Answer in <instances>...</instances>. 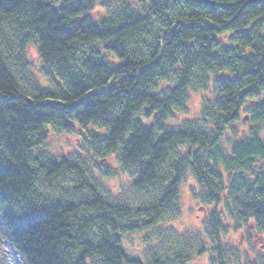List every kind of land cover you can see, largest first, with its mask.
I'll return each instance as SVG.
<instances>
[{
  "label": "trees",
  "instance_id": "obj_1",
  "mask_svg": "<svg viewBox=\"0 0 264 264\" xmlns=\"http://www.w3.org/2000/svg\"><path fill=\"white\" fill-rule=\"evenodd\" d=\"M193 90L214 97L171 126ZM242 108L250 133L224 148ZM262 126L264 0H0V238L25 264H188L197 240L158 230L143 261L122 238L178 218L190 173L222 262L229 226L264 233ZM76 128L87 159L44 149ZM94 167L131 174L143 201L104 195Z\"/></svg>",
  "mask_w": 264,
  "mask_h": 264
},
{
  "label": "rangeland",
  "instance_id": "obj_2",
  "mask_svg": "<svg viewBox=\"0 0 264 264\" xmlns=\"http://www.w3.org/2000/svg\"><path fill=\"white\" fill-rule=\"evenodd\" d=\"M28 56L32 62V71L42 85H46L48 78L41 68L40 56L36 45L29 46ZM207 97L212 99L214 97L213 92L209 93L204 90L191 91L187 112L184 114L177 113L170 121V125L177 126L187 117L198 119L203 112L206 100H208ZM249 115L250 113L246 108H242L240 120L225 130L221 146L229 148L231 141L249 135L253 126ZM92 129L99 131L100 127L96 125ZM260 135L264 140V126L261 127ZM44 149L55 157L64 155L77 160L88 158L85 140L82 138L81 131L77 128L69 134H59L54 129L50 130ZM116 158L117 155L108 163L114 165ZM91 172L103 194L117 201L128 200L133 205H138L146 196L143 191H136L132 188L131 174L120 171L116 176L103 177L102 172L95 167ZM199 187L193 175L191 173L188 174L187 178L181 182L179 188L180 216L172 221L164 220L158 224L157 228L150 231L125 234L122 242L126 252L132 257L145 261L153 246L156 249L159 247L158 243L154 242V244L150 241L149 243L145 238L147 236L153 237L158 230L166 229L172 234V240L179 239L188 242L194 239L206 249L201 256H196L188 264H222L223 261L221 262L219 253L216 251L217 244L210 235L206 224L212 209L196 198ZM2 214H4V211L0 209V218ZM226 223H229L228 219ZM1 231L0 227V235ZM244 232L247 233L245 228L242 231H235L233 226L228 227V231L223 237V246L225 248L224 264H264V233H259V236L258 234L255 236V234L248 233L247 235L250 238L246 237L244 242L241 237ZM1 258L4 260L2 264H25L21 255H18L5 240L0 238Z\"/></svg>",
  "mask_w": 264,
  "mask_h": 264
},
{
  "label": "flooded vegetation",
  "instance_id": "obj_3",
  "mask_svg": "<svg viewBox=\"0 0 264 264\" xmlns=\"http://www.w3.org/2000/svg\"><path fill=\"white\" fill-rule=\"evenodd\" d=\"M248 233H249V234H255V236H257L256 234H258V236H259V233H255V232H253V231H250V232L247 231V233L244 232V233L241 234L242 240H243L244 242H245V240H246V237H249V238H250V236L247 235ZM244 242H243V243H244ZM263 246H264V245H263ZM223 258H224V256H223ZM222 264H224V259H223V263H222Z\"/></svg>",
  "mask_w": 264,
  "mask_h": 264
}]
</instances>
